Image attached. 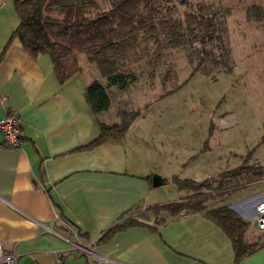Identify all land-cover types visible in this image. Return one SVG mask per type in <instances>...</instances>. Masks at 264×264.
Instances as JSON below:
<instances>
[{
    "label": "crops",
    "instance_id": "obj_1",
    "mask_svg": "<svg viewBox=\"0 0 264 264\" xmlns=\"http://www.w3.org/2000/svg\"><path fill=\"white\" fill-rule=\"evenodd\" d=\"M15 1L0 0V119L13 112L20 123L19 148H5L0 135L1 253L15 264H53L55 252L65 264H264V246L235 263L227 237L201 213L146 211L164 182L141 164L128 129L86 147L99 124L121 123L110 100L97 115L84 101L93 80L104 85L97 69L83 71L85 57L74 54L79 71L59 83L48 56L31 58L11 36ZM127 217L143 224L97 241Z\"/></svg>",
    "mask_w": 264,
    "mask_h": 264
},
{
    "label": "trees",
    "instance_id": "obj_2",
    "mask_svg": "<svg viewBox=\"0 0 264 264\" xmlns=\"http://www.w3.org/2000/svg\"><path fill=\"white\" fill-rule=\"evenodd\" d=\"M251 8L258 13L255 17L261 13L260 9L255 10L256 7ZM14 13L17 26L11 36L18 38L22 49L31 58L41 54L48 56L59 83L79 71L74 54H83L87 62L95 65L105 83L101 85L93 80L85 89L84 101L93 115L108 108L106 89L122 90L133 83L136 74L132 68L135 67L144 66L152 76L156 72L153 60L164 59L170 50H183L191 73L232 72L224 20L228 10L207 2L16 0ZM245 15L249 18L250 10L247 9ZM254 20L258 21L259 16ZM168 65L167 72L174 76L171 65ZM126 125L124 121L119 125L99 124L97 137L86 147L119 138ZM260 179H264V166L251 167L247 163L199 182L172 178L170 181L176 189L186 195L177 201L149 207L146 211L154 215L164 212L170 216L183 211L201 213L227 237L233 261L237 263L264 246V240L245 245L244 232L248 223L227 204L213 206L211 201ZM141 224L134 217H127L111 225L97 241Z\"/></svg>",
    "mask_w": 264,
    "mask_h": 264
},
{
    "label": "rangeland",
    "instance_id": "obj_3",
    "mask_svg": "<svg viewBox=\"0 0 264 264\" xmlns=\"http://www.w3.org/2000/svg\"><path fill=\"white\" fill-rule=\"evenodd\" d=\"M189 1L228 10L224 20L232 72L191 73L183 50L174 49L164 59L153 60L152 76L144 66L132 68L133 83L107 92L111 115L127 123L128 141L135 144L141 164L164 180L152 190L157 204L186 195L172 178L199 182L243 163L264 166V0ZM251 7L260 9L258 21ZM84 64L83 71L95 69L93 63ZM168 64L174 76L167 72ZM255 193L264 198V179L217 196L211 204L221 206ZM262 240L264 233L248 225L245 245Z\"/></svg>",
    "mask_w": 264,
    "mask_h": 264
},
{
    "label": "built area",
    "instance_id": "obj_4",
    "mask_svg": "<svg viewBox=\"0 0 264 264\" xmlns=\"http://www.w3.org/2000/svg\"><path fill=\"white\" fill-rule=\"evenodd\" d=\"M0 135L5 148L17 149L20 146V123L18 115L7 112L0 119ZM229 209L253 226L257 232H264V198L259 194L249 196L242 201L229 206ZM15 255L2 254L0 251V264H15ZM63 253L55 252L53 264H65Z\"/></svg>",
    "mask_w": 264,
    "mask_h": 264
},
{
    "label": "water",
    "instance_id": "obj_5",
    "mask_svg": "<svg viewBox=\"0 0 264 264\" xmlns=\"http://www.w3.org/2000/svg\"><path fill=\"white\" fill-rule=\"evenodd\" d=\"M159 184H161V180L158 179V177H151V185L153 187L158 186Z\"/></svg>",
    "mask_w": 264,
    "mask_h": 264
}]
</instances>
